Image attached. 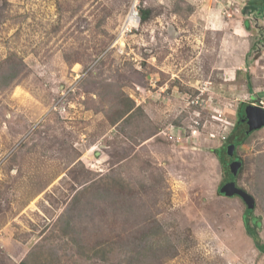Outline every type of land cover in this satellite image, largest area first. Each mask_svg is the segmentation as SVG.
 <instances>
[{
	"label": "rangeland",
	"instance_id": "1",
	"mask_svg": "<svg viewBox=\"0 0 264 264\" xmlns=\"http://www.w3.org/2000/svg\"><path fill=\"white\" fill-rule=\"evenodd\" d=\"M259 3L0 0V264L35 247L49 264H132L140 246L168 244L177 256L150 264H264L247 232L260 218L264 244V127L235 152L253 209L224 190L229 163L215 153L241 137L247 105L264 107ZM82 191V237L108 263L71 242ZM133 237L144 241L135 250Z\"/></svg>",
	"mask_w": 264,
	"mask_h": 264
},
{
	"label": "trees",
	"instance_id": "2",
	"mask_svg": "<svg viewBox=\"0 0 264 264\" xmlns=\"http://www.w3.org/2000/svg\"><path fill=\"white\" fill-rule=\"evenodd\" d=\"M252 2H253V0H252ZM255 5L257 6L258 4H255ZM259 5L261 6V9L263 10L264 9V0H260ZM256 6H254V7H256ZM141 17H142V22H146L147 21V17H148V11H146V10L142 11V16ZM248 26L249 25H247V27ZM5 75H7V77H8L7 78V84H8V83L14 81L15 79H17L18 73H15L14 71L11 70V68H9L8 74H5ZM133 106H134L133 102H131V104L125 106L123 111L121 112L120 117L123 118L126 115H128L134 109ZM242 114L239 115V121L237 122L236 127H235V129L238 130L239 136H241V137H235L233 140L228 139L225 142V144H224L225 146L224 147L219 148L218 150H215V153L217 154V157L219 159H221V160H227L228 163H230V161L232 159H237L238 158V156H236V153L234 154L233 157H229V155L227 153L228 146L230 144H235L236 150H237L241 145H243L245 140L253 132V131H249V128L245 129V127L241 123L240 119H241L242 116H244ZM225 150H226V154L225 155L223 154V156H222L220 154V151H225ZM229 170H230V168L226 167L225 174H224L225 175V179L228 176V171ZM240 172H241V170H239L238 175L240 174ZM238 175H237V177H238ZM237 177H236V179H237ZM118 184L122 185V183H120V182ZM223 185H224V182L221 183L222 187H223ZM221 186H220V188H221ZM90 187L93 188V191H95L97 194H102L101 188H103V187L100 186L99 184H97V182H93V184H91ZM108 191H109V193H108ZM115 192L116 191H115L114 187H110V189H107V194L108 195H116ZM83 194H84V191L79 192V194H77V196L73 200V208H71V209H72V212H73L74 216L72 218L73 220L68 221V222H70V223H68V225H69V227H71L72 233H73V237L70 238L71 242H73L76 245V247L78 249V252L81 255L88 256L89 253H92V256H96V255L99 254L101 261L104 262V263H108L109 260H107L108 259L107 255L109 253H106L105 248L99 247V250H97V248L91 247L89 244H87V242L85 240V237H82V235H83V225H81L82 224V220L79 219L80 216H78L77 213L79 211V206L82 203L80 201L82 196L80 197V195H83ZM75 216H77V219L75 218ZM250 216H251V213H248V214L246 213L245 216H244L245 223H247V221H248L247 225H249ZM253 221H254V224H253L254 228L252 229L250 227V225H249V230L247 231L248 235L251 238H253L256 246L259 248L260 251H262L264 253V244H262L260 242L259 234L257 232V230L260 229V227H261V219L260 218H257V219L255 218V219H253ZM149 225H152V226H149ZM160 228H161V225L158 224L155 220L146 225V230L149 232V234L155 236L156 238H158L157 236H159V234H160ZM107 233H108L107 236H112V237H117L118 236V235L116 236V234H115L116 230H115L114 227L113 228H109ZM155 237H149L146 234V235L143 236V239H145L144 240L145 242H148L149 238H151L150 243L152 244V240ZM103 238L104 237H102V235L99 237L98 242H97L98 245L101 246V243L103 242L101 240ZM143 239L139 238V240H137L135 237H133L130 240V244L133 245L132 249L135 250L136 247L142 245V244L139 245V243L144 242ZM104 241H106V242L108 241V243H110L109 240H104ZM114 243H117V244L120 243V239L118 241L114 242ZM148 243H146V244H148ZM140 248H141L140 251H142V252H140V254H139V259L136 262L132 263V264H150L151 261L159 262L161 259H162L161 262H166V261L171 260L172 258H175L177 256V249L176 248H175V250H173L171 248L169 249V244L166 247L163 246V245L162 246L161 245H157V248L153 247L155 249L153 254L144 253V250L146 249V247L140 246ZM169 250H172V252L169 251ZM50 257H51L52 261L56 259V256L50 255ZM20 264H49V263L48 262L46 263V261H43V253L41 251H37V247H35L26 256V258Z\"/></svg>",
	"mask_w": 264,
	"mask_h": 264
},
{
	"label": "water",
	"instance_id": "3",
	"mask_svg": "<svg viewBox=\"0 0 264 264\" xmlns=\"http://www.w3.org/2000/svg\"><path fill=\"white\" fill-rule=\"evenodd\" d=\"M245 116L248 120L249 131L259 130L264 127V107L255 104L247 105L245 109ZM235 152V144H230L227 149L229 157H233ZM241 165L242 161L240 158L232 159L230 161V170L225 181V191L227 193H232L239 196L244 201L247 207L253 209L255 206L254 198L249 193L235 185L236 177Z\"/></svg>",
	"mask_w": 264,
	"mask_h": 264
},
{
	"label": "built area",
	"instance_id": "4",
	"mask_svg": "<svg viewBox=\"0 0 264 264\" xmlns=\"http://www.w3.org/2000/svg\"><path fill=\"white\" fill-rule=\"evenodd\" d=\"M137 14H138L137 10L136 9L133 10V14L131 15L130 21L126 22V24H129L132 27H134V23L136 21Z\"/></svg>",
	"mask_w": 264,
	"mask_h": 264
},
{
	"label": "flooded vegetation",
	"instance_id": "5",
	"mask_svg": "<svg viewBox=\"0 0 264 264\" xmlns=\"http://www.w3.org/2000/svg\"><path fill=\"white\" fill-rule=\"evenodd\" d=\"M242 115H244V116H242L241 119H240L241 120V123L243 124L244 127H246L248 129V120L246 119V116H245L244 112H243Z\"/></svg>",
	"mask_w": 264,
	"mask_h": 264
}]
</instances>
